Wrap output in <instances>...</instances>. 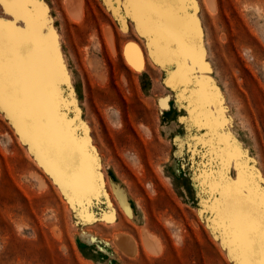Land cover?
Masks as SVG:
<instances>
[{
    "label": "rangeland",
    "instance_id": "obj_1",
    "mask_svg": "<svg viewBox=\"0 0 264 264\" xmlns=\"http://www.w3.org/2000/svg\"><path fill=\"white\" fill-rule=\"evenodd\" d=\"M37 1L34 58L55 70L59 99L42 119L68 130L76 165L87 167L86 142L92 171L61 177L42 164L59 166L4 92L0 264H239L215 205L228 200L226 184L234 192L251 181L257 203L264 190V0H172L188 27L159 18L167 56L151 53V36L122 8L124 27L106 0H83L79 21L67 0ZM142 1L149 12L152 1ZM130 46L139 65L126 55ZM202 107L213 124L201 121ZM120 235L135 240L136 254L122 250Z\"/></svg>",
    "mask_w": 264,
    "mask_h": 264
},
{
    "label": "snow or ice",
    "instance_id": "obj_2",
    "mask_svg": "<svg viewBox=\"0 0 264 264\" xmlns=\"http://www.w3.org/2000/svg\"><path fill=\"white\" fill-rule=\"evenodd\" d=\"M3 6L0 11L10 14L15 20L28 25L17 27L9 23L8 39L10 42V76L8 95L27 111L38 109L42 103V88L45 83L46 69L42 61L33 58L36 43L35 32V0H0ZM149 13L157 21V28L161 35L167 32L158 22L164 15H171V11L153 2L149 5ZM5 39L4 20L0 18V102L4 96V66L3 44ZM165 46L167 42L165 41ZM33 117L28 116L29 125ZM255 184L251 181L246 187L230 191L225 206V216L233 229L237 243L244 255L242 264H264V190L259 193V209L252 199ZM259 228H256V225ZM257 235L259 248L257 249ZM258 255V259H256Z\"/></svg>",
    "mask_w": 264,
    "mask_h": 264
},
{
    "label": "bare ground",
    "instance_id": "obj_3",
    "mask_svg": "<svg viewBox=\"0 0 264 264\" xmlns=\"http://www.w3.org/2000/svg\"><path fill=\"white\" fill-rule=\"evenodd\" d=\"M153 2V0H151ZM107 4L109 7L112 8L113 13L116 14L119 19H121L124 27H126V22L124 20L123 15L121 14V9L123 8L124 10L127 11V13L131 14V17H133L137 23V26L142 30L143 33H148L151 36L150 40V46L152 48L151 53L153 54H160L161 56H167L170 55L171 53V47L169 45L165 46V37L164 34L161 35L158 28H157V21L153 20V18L150 16V13L147 12L145 9V5L142 0L138 4L134 3L133 1H121L120 0H106ZM124 2V3H122ZM154 2L160 6H163L171 11V15L169 17L171 18H176L179 19L180 23L182 24L183 27L187 28L188 27V17L187 14L184 16H177L178 12V6L173 3L172 0H154ZM117 4V6H115ZM67 11L70 17L74 21H79L82 16H83V0H67ZM183 5L180 6V9L182 10ZM175 9V10H174ZM35 18L38 16L40 17L42 15L41 8L38 4V1L35 0ZM160 23V19L158 20ZM140 30V31H141ZM8 32L9 28L8 25H5V39H4V44H3V66H4V92L8 93V87H9V76H10V42L8 39ZM38 45L35 43L34 50H33V56L36 52ZM126 55L129 59V61L135 65H139L141 61V53L139 49L135 46H130L128 47L126 51ZM49 64V63H48ZM46 66V65H45ZM48 68V67H47ZM19 105V104H18ZM201 105V104H200ZM20 106V105H19ZM202 106V105H201ZM21 107V106H20ZM20 114L22 115H28V112L25 108L21 107L20 108ZM199 116L202 117V122L205 124H213L214 118L212 117V114L210 111L205 110L203 107L199 111ZM18 126L22 127V122H18ZM236 152H239V149L236 148ZM245 168V167H244ZM85 182L88 181L87 179L84 180ZM245 178H241L242 183H246ZM214 187H219L217 182L212 184ZM223 189V194L225 197H229V192L233 191L232 187L229 184H226L222 187ZM122 200L126 203L124 196L121 194ZM224 203L222 204L220 199H218L216 202L217 204L215 205L216 208H219L218 212V224L221 226V228L224 229L223 234H227L228 237V244H232V251L237 252L239 256V264H242V261L244 260V255L241 251V247L237 243L236 235L233 231V229L230 227L229 222L226 219L225 216V206H226V201L225 199L223 200ZM127 207V206H126ZM256 228H259V225H256ZM226 235H223V237ZM225 238V237H224ZM223 238V239H224ZM135 240L128 235H120L117 237V243L118 245L122 248L123 251L127 252L128 254H136L138 252V246L136 245ZM143 242L147 249L151 252H158L159 251V246L155 242V240H152L149 238L146 234L143 235ZM225 242V241H224ZM259 244V236L257 235V245ZM230 248V247H229ZM231 252V250H230ZM236 255V253H234ZM237 256V255H236ZM258 255L256 259H258ZM236 259V258H235Z\"/></svg>",
    "mask_w": 264,
    "mask_h": 264
},
{
    "label": "water",
    "instance_id": "obj_4",
    "mask_svg": "<svg viewBox=\"0 0 264 264\" xmlns=\"http://www.w3.org/2000/svg\"><path fill=\"white\" fill-rule=\"evenodd\" d=\"M36 51H37V49H36ZM33 58H34V56H33ZM46 67H48V68L46 69L45 83H44L43 88H42L43 104L38 109L29 111L27 117L24 118L23 123L28 127H31V126L36 127V129L39 133V137H41L40 146H41L42 151H44L43 154L46 155L45 157L48 159V161L53 162L54 159H57L58 165H59L57 167L59 169H61L62 171L58 170L57 167L52 165L51 163H50V165H47V163H42L39 160V157H38L37 153L35 152V149L33 147H31V145H30L29 141L31 140V138H30L29 134H27V136L29 137V141H27V140L26 141L30 145V148L35 152L38 160L42 164H44L48 169H50L53 173H55L57 176H61V174H64L65 170H71V169L75 170L76 168H79L82 171V173L79 172V174H80L79 176H81V178H82L83 177L82 175H87V174H89L90 171H92L91 170V164H90L91 159H90V156L86 150V142L82 139V160L84 159L86 161L87 167L82 166V161H80L76 165V163L74 161L75 160L74 156H75V151H76V148H75L76 145L74 144L73 139L69 135H67L69 133L68 130H66V128H64V125H60V124L59 125H54V124L51 125L48 121L44 122L42 119V118H46V117L48 118L49 117L51 108L57 109L59 106L58 105L59 99H58V92H57L58 90L56 87L57 80H56L55 70L52 69V66L50 64H48ZM51 74H52L51 77L55 79V81H53V83L51 81H49ZM46 98H47V100H46ZM44 100H46V101H44ZM1 108L7 112V109L5 107L1 106ZM29 115H31L33 117L31 125H29V123H28V116ZM19 128H18V130H19ZM19 132H20V130H19ZM75 165L79 166V167H76ZM72 177L73 176L69 177V181L72 179ZM255 207L257 208V210L259 209V204L257 202L255 203Z\"/></svg>",
    "mask_w": 264,
    "mask_h": 264
}]
</instances>
